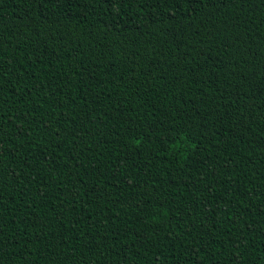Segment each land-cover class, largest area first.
Instances as JSON below:
<instances>
[{
  "label": "trees",
  "instance_id": "1",
  "mask_svg": "<svg viewBox=\"0 0 264 264\" xmlns=\"http://www.w3.org/2000/svg\"><path fill=\"white\" fill-rule=\"evenodd\" d=\"M0 264H264V0H0Z\"/></svg>",
  "mask_w": 264,
  "mask_h": 264
}]
</instances>
